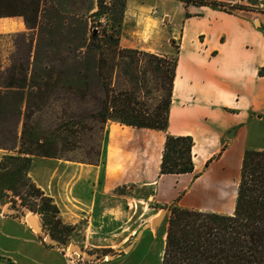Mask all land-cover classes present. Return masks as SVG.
Here are the masks:
<instances>
[{
	"label": "crops",
	"instance_id": "1",
	"mask_svg": "<svg viewBox=\"0 0 264 264\" xmlns=\"http://www.w3.org/2000/svg\"><path fill=\"white\" fill-rule=\"evenodd\" d=\"M162 1H176L178 11L153 17L158 15L156 9L147 11L127 0L119 38L122 49L177 59L167 130L107 123L96 164L32 160L29 177L55 200L64 223L86 222L85 241L92 247L122 246L136 234L132 227V233L116 244L98 242L101 237L111 241L119 236L130 197L151 202L155 210L178 206L232 215L244 153L264 151L258 145L264 136L263 1L218 0L245 8L231 13ZM2 25L0 35L11 32ZM167 136L193 139L192 173L160 174ZM3 151L0 160L7 154ZM123 187L125 193L120 195L116 190ZM157 217L149 215L144 232L154 230L151 225ZM163 223L164 243L167 222L156 229ZM65 259L44 247L18 214H6L0 207V264H66Z\"/></svg>",
	"mask_w": 264,
	"mask_h": 264
},
{
	"label": "trees",
	"instance_id": "2",
	"mask_svg": "<svg viewBox=\"0 0 264 264\" xmlns=\"http://www.w3.org/2000/svg\"><path fill=\"white\" fill-rule=\"evenodd\" d=\"M177 1L186 7L210 6L230 13L245 9L238 4L218 0ZM126 4L127 0H96V11L91 17L97 23L101 18L111 16L112 26L110 30L103 29L100 33L87 35L88 22L84 24L80 48L84 52L76 50L73 55L76 63L85 64L78 71L77 83L68 84L67 90L77 93L81 99L97 100L99 107L91 111L87 118L98 124L118 123L165 132L169 124L177 59L160 58L120 47L119 34ZM50 11L46 0H0V19L21 17L29 33H32L24 58L18 61L12 59L5 70L0 60V120L10 116L17 118L12 133L14 140H19V148L12 150L16 154L5 155L0 160V198L3 202L5 193H11L21 199V206L26 210L41 214L46 221L51 215V221L55 220L57 226L69 235L72 228L62 224L60 210L53 199L46 196L29 177L34 157L64 159V153L78 149L76 137L89 128L85 119L69 117L65 108L59 117L60 122L51 132L37 129L33 123L38 111L37 103L43 102L58 89V80L62 75L54 67L35 64L41 45L39 39L41 41V35L53 26ZM141 55L144 60L139 57ZM141 61H145L144 66ZM117 71L122 84L115 87ZM94 81L101 87V97L93 90ZM193 146V139L189 136H167L160 174L192 173ZM92 151L98 159L83 163L99 162L102 146ZM28 198L39 200L40 204L30 205ZM43 222L47 231L49 221L47 223L44 219ZM166 222L161 264H264V151H245L232 215L171 206ZM57 232L62 231L58 229ZM50 234L62 245L65 244L61 236L52 231Z\"/></svg>",
	"mask_w": 264,
	"mask_h": 264
},
{
	"label": "rangeland",
	"instance_id": "3",
	"mask_svg": "<svg viewBox=\"0 0 264 264\" xmlns=\"http://www.w3.org/2000/svg\"><path fill=\"white\" fill-rule=\"evenodd\" d=\"M46 1L51 9L49 17L53 22V26L48 28L46 32L41 35V41L39 39L41 45L36 53L35 64L40 65L43 63L46 67H54L57 71L62 72V75L61 79L58 80L60 83L58 89L51 92V95H49V97H47V99L43 102L37 103L38 111L35 114L33 123L37 126V129L40 128L46 132H51V130L60 122L59 117L63 108L68 109L69 117L78 120L85 119L84 121L87 122L89 128L85 130L84 134H79V136L76 137L79 142L78 149L74 152L64 153V156L66 157L60 160L68 159L86 162L96 161V159H98L97 155L92 150H98V147L100 148L103 146L105 125L98 124V122L90 120L87 117L91 111L99 107V103L94 99H81L77 93H69L67 85L70 83H77L78 71L81 70V67L83 68V65L85 64L83 63V65H81L82 63H76L75 55H73V52L76 50L80 53L84 52V49H80L83 43L82 35L85 30L84 24L88 22L86 30L87 35H90L93 32L100 33L103 29H111L112 17H103L100 22L96 23V19L91 17V14L96 11V0ZM131 2H138L139 4L144 5L147 11L150 10L153 12V10L156 9L158 11V15H153V17H160L165 11H178V3L176 1L163 2L162 0H131ZM253 3H255V0H253ZM3 23H5V26L2 25ZM0 25H2L1 29H11L10 33H3L0 35V60L2 61V69L5 70L11 65L12 59L15 58V60L18 61L26 56L28 40L32 37V33H29L27 26L21 17L1 18ZM19 26L23 29V31H18L20 28ZM33 55H35V53H33ZM139 57L142 60L145 58L142 55ZM141 65L144 66L145 61H141ZM114 84L115 87L122 84L119 71L116 72ZM93 85V90H95L98 97H101L103 92L99 83L94 81ZM154 95L157 97V93L154 92ZM16 125L17 118L15 119L13 116L0 120V150L3 149L5 153H7L6 155L16 154V152L12 150L19 148V140L15 141L12 133ZM258 142H260L258 145L264 148V136L259 138ZM131 189L132 188L128 187L129 191H131ZM125 190L126 187H123L117 189L116 191L122 195V193H125ZM53 201L55 202L54 199ZM125 202V208L128 214L125 217L122 227L118 231L119 236L112 238L111 241H104L101 237V241L98 242L102 245L112 243L116 244L119 240L132 233V227H134L136 234L131 239L127 240L122 246L117 245L116 247L97 248L86 244L85 221H80L77 225H69L64 223L60 216L62 224L72 228L71 233L68 235L65 230L57 226L55 220L51 221V215L47 216L49 221L48 223V221H46V217L26 210V208L22 207L21 199L14 197L11 193H5L3 200L4 207L21 210L25 216L34 214L40 221L42 227L44 226L43 221L45 219V222H47L49 226L46 232L50 236L51 231L52 233L61 236L65 241V244L49 245L44 243L41 239L39 240L47 249H53V252L56 254L65 255L66 264H161V252L164 247L163 231L165 225L163 223L159 229H148L145 232L144 229H142V226L146 223L149 215L155 213L159 216L160 213L168 206L155 210L153 209L151 202H139L132 197L127 199ZM28 203L30 205H35L40 204V201L28 198ZM37 209H39V206H37ZM168 215L169 212L164 217V222L167 221ZM58 229L62 231L59 234L57 232ZM140 229L142 230L140 231ZM140 233L143 235L141 239H138L140 238ZM71 245H77L85 253H89L91 255L98 254L99 257L95 260L85 258L84 256L75 258L73 252L70 250Z\"/></svg>",
	"mask_w": 264,
	"mask_h": 264
},
{
	"label": "water",
	"instance_id": "4",
	"mask_svg": "<svg viewBox=\"0 0 264 264\" xmlns=\"http://www.w3.org/2000/svg\"><path fill=\"white\" fill-rule=\"evenodd\" d=\"M0 207L6 212V214H18L23 220H25L30 226L36 231L38 236L43 239L44 243L49 245H61V243L55 239H53L41 226V224L38 222L34 214H31L29 216H25L23 214V211L21 210H15L10 207H4V204L0 198ZM169 212V207H167L165 210H163L160 215L152 222V228H157L160 223L163 221L166 214ZM142 234V233H140ZM139 234V235H140ZM138 235V237H139ZM70 250L73 252V255L75 258H80L84 256L85 258H90L92 260H95L99 257L98 254L91 255L89 253H85L80 247L77 245H71ZM109 258V257H108Z\"/></svg>",
	"mask_w": 264,
	"mask_h": 264
},
{
	"label": "built area",
	"instance_id": "5",
	"mask_svg": "<svg viewBox=\"0 0 264 264\" xmlns=\"http://www.w3.org/2000/svg\"><path fill=\"white\" fill-rule=\"evenodd\" d=\"M261 1H263L264 3V0H261ZM229 4H232V3H229ZM232 5H235V4H232ZM261 8L264 9V4L261 6ZM154 13H156V11Z\"/></svg>",
	"mask_w": 264,
	"mask_h": 264
}]
</instances>
